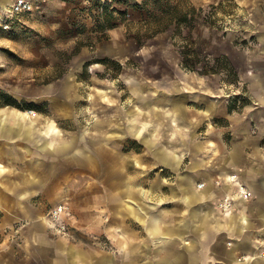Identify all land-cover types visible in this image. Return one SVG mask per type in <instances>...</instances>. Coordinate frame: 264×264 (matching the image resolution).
<instances>
[{
    "label": "rangeland",
    "instance_id": "obj_1",
    "mask_svg": "<svg viewBox=\"0 0 264 264\" xmlns=\"http://www.w3.org/2000/svg\"><path fill=\"white\" fill-rule=\"evenodd\" d=\"M148 1L50 0L17 15L7 27L0 22V107L34 110L42 116L38 127L49 128V137L58 143L76 138L68 152L61 150L62 157L45 155L20 141L22 171H30L35 181L23 187L32 192L28 198L19 204L9 198L8 211L0 208L2 264H47V251L32 249L26 253L30 258L24 257L27 240L35 247L62 239L94 253L96 247L109 251L104 232H96V114L123 115L132 101L143 98L165 103L185 97L189 106L220 100L227 102L230 112L252 103L247 84L255 75L264 78V0H170L196 8L193 26L180 29L186 40L174 26L155 34L148 29L146 11L153 10ZM190 42L198 58L194 70L182 65L179 54ZM222 56L238 80L231 81L232 75L224 70L202 72L206 62L220 65L214 59ZM109 95L113 102L107 104ZM147 114L150 127L143 140L150 147L171 142L154 129L155 114ZM122 133V144L127 142L122 149L134 157L142 145L124 128ZM73 147L86 153V159L72 161ZM118 153L114 160L122 165ZM115 172L113 183L123 178ZM105 184L107 193L110 182ZM58 203L70 211V234L65 237L51 232L46 222L41 232L24 211L29 208L45 218Z\"/></svg>",
    "mask_w": 264,
    "mask_h": 264
},
{
    "label": "crops",
    "instance_id": "obj_2",
    "mask_svg": "<svg viewBox=\"0 0 264 264\" xmlns=\"http://www.w3.org/2000/svg\"><path fill=\"white\" fill-rule=\"evenodd\" d=\"M10 2L0 0V22ZM250 81L247 87L253 101L237 112H230L226 101L189 106L185 97L177 96L165 103L148 98L132 101L123 115L119 111L96 114V232H104L109 251L96 247L94 253L62 239L35 247L27 240L24 257L30 258L26 253L36 249L51 253L47 264H264V258L237 260L241 254H256L264 240V78L255 75ZM148 111L156 116L154 129L171 142L150 147L143 140L150 127L144 116ZM41 120L31 109L0 107L2 211L9 198L19 204L32 193L23 189L35 177L22 171L21 140L45 155L61 157L76 142L74 137L59 143L50 138L49 128L38 127ZM122 128L142 145L134 157L122 149L127 144L121 142L125 137ZM118 152L122 165L114 160ZM85 154L73 147L72 161H83ZM114 172L123 178L113 183ZM232 174L253 195L224 214L212 202L230 191L225 177ZM106 181L110 182L107 193L103 191ZM200 182L203 187H198ZM24 211L43 232L44 216L29 208ZM3 261L0 258V264Z\"/></svg>",
    "mask_w": 264,
    "mask_h": 264
},
{
    "label": "built area",
    "instance_id": "obj_3",
    "mask_svg": "<svg viewBox=\"0 0 264 264\" xmlns=\"http://www.w3.org/2000/svg\"><path fill=\"white\" fill-rule=\"evenodd\" d=\"M74 1V0H72ZM85 3H93L96 0H82ZM103 4L109 3L116 0H99ZM46 0H11L7 6L5 16L2 20L4 26H8V22L12 21L17 15L23 13H29L40 7ZM227 183L231 186L230 191L216 197L213 200V205L219 211L227 214L235 209L238 203L249 200L253 193L250 188L242 182L235 174L227 175L225 177ZM204 182H200L198 187H203ZM70 211L66 204L58 203L51 208L45 215V222L48 228L57 235H68L70 234L69 224ZM231 242H228V245ZM258 251L254 255L241 254L237 257L238 261H250L254 258H264V240L258 245Z\"/></svg>",
    "mask_w": 264,
    "mask_h": 264
},
{
    "label": "trees",
    "instance_id": "obj_4",
    "mask_svg": "<svg viewBox=\"0 0 264 264\" xmlns=\"http://www.w3.org/2000/svg\"><path fill=\"white\" fill-rule=\"evenodd\" d=\"M148 3H152V11L147 10L146 14L149 18L148 29H151L153 34L162 32L169 26H174V29L178 32L176 34L183 37L180 29L182 26L188 27L189 29L193 26L195 21V7L187 8L182 7L178 2L173 3L170 0H149ZM147 4V2H146ZM146 8L145 6L143 7ZM174 30V31H175ZM141 37L138 35L136 40L139 42ZM183 39H187L183 37ZM179 54L181 56V63L184 67L194 70L196 69V64L198 63L197 54L192 48V44H183L180 48ZM215 62L220 63V65L209 64L206 62L202 68L203 73H215L225 70L232 75L231 81H236L238 79L237 73L230 66L227 58L225 56L215 58ZM224 61V62H223ZM223 62V63H222ZM222 65V66H221Z\"/></svg>",
    "mask_w": 264,
    "mask_h": 264
},
{
    "label": "bare ground",
    "instance_id": "obj_5",
    "mask_svg": "<svg viewBox=\"0 0 264 264\" xmlns=\"http://www.w3.org/2000/svg\"><path fill=\"white\" fill-rule=\"evenodd\" d=\"M2 2V1H1ZM23 112V111H22ZM28 112V111H27ZM30 115V114H29ZM31 116V118H32V115H30ZM27 118V117H26ZM22 120H24V119H22ZM43 132V131H42ZM146 137V136H145ZM41 138V137H40ZM170 153V152H169ZM173 165V164H172ZM174 166V165H173Z\"/></svg>",
    "mask_w": 264,
    "mask_h": 264
}]
</instances>
